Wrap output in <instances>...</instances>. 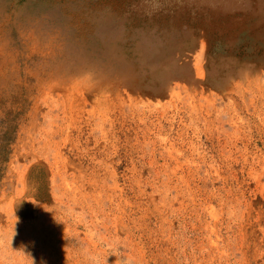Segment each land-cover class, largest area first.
Returning <instances> with one entry per match:
<instances>
[{
    "label": "rangeland",
    "instance_id": "1",
    "mask_svg": "<svg viewBox=\"0 0 264 264\" xmlns=\"http://www.w3.org/2000/svg\"><path fill=\"white\" fill-rule=\"evenodd\" d=\"M0 264H264V0H0Z\"/></svg>",
    "mask_w": 264,
    "mask_h": 264
},
{
    "label": "trees",
    "instance_id": "2",
    "mask_svg": "<svg viewBox=\"0 0 264 264\" xmlns=\"http://www.w3.org/2000/svg\"><path fill=\"white\" fill-rule=\"evenodd\" d=\"M7 114L8 118L0 120V181L3 179L7 164L9 162L12 145L15 142L17 129H18V120L21 113Z\"/></svg>",
    "mask_w": 264,
    "mask_h": 264
}]
</instances>
